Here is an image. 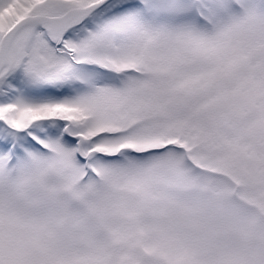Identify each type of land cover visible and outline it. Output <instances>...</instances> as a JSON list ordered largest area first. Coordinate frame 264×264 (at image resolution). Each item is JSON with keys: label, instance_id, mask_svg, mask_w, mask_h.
I'll return each instance as SVG.
<instances>
[{"label": "snow or ice", "instance_id": "obj_1", "mask_svg": "<svg viewBox=\"0 0 264 264\" xmlns=\"http://www.w3.org/2000/svg\"><path fill=\"white\" fill-rule=\"evenodd\" d=\"M0 264H264V0H0Z\"/></svg>", "mask_w": 264, "mask_h": 264}]
</instances>
